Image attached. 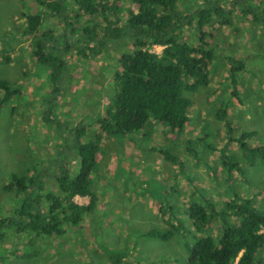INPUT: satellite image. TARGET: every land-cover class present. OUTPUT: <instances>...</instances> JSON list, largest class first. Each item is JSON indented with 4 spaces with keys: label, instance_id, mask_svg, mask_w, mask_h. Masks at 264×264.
Returning a JSON list of instances; mask_svg holds the SVG:
<instances>
[{
    "label": "rangeland",
    "instance_id": "rangeland-1",
    "mask_svg": "<svg viewBox=\"0 0 264 264\" xmlns=\"http://www.w3.org/2000/svg\"><path fill=\"white\" fill-rule=\"evenodd\" d=\"M67 7L68 22L83 26L86 17L74 20L75 7L70 2ZM34 13L42 16L35 36L52 31L48 46L63 49L60 38L64 34L68 43L76 42L71 27L37 0H0V81H7L12 88L20 86L22 91L0 106V219L17 222L15 212L23 197L6 192L5 186L14 176L28 181L34 178L43 184L44 195L56 194V179L63 167L76 175L80 158L74 148V129L89 124L85 142L93 139L98 131L97 118L115 87L118 57L130 51L111 43L88 58L79 56L75 49L54 51L66 65L55 86L48 68L33 54L35 36L25 34L27 18ZM232 18L233 27L222 28L218 34L215 31L214 38H209L214 53L210 84L182 93L191 100L185 131L175 133L151 121L149 127L154 130L149 139L131 135L120 141L103 140L99 153L102 163L93 184L100 201L83 226L69 225L61 237L17 233L15 226L5 227L0 264H187L185 244L193 246L207 235L194 230L187 209L191 203L209 199L224 209L225 202L237 195L251 199L264 213V153L259 150L264 149V12L255 22L243 19L240 9ZM205 30L210 32L209 27ZM191 33V29L186 32L188 36ZM187 37L191 44L199 43L197 31ZM162 49L154 46L152 50L160 54ZM5 56L11 60L3 61ZM227 59L244 64L235 75L237 97L232 96V64ZM3 96L0 89V98ZM223 104H228V119L235 127L233 143L227 142L224 123L216 117ZM46 114L49 122L44 119ZM245 132H254L244 140L247 148L240 139ZM166 151L177 158L182 169L165 158ZM222 154L239 167L231 177ZM74 201L89 203L88 198L81 197ZM162 205L166 214L159 212ZM175 221L182 229L171 240L145 236L152 230L165 232L168 223ZM218 231L215 226L211 233L217 236ZM256 257L264 264V248Z\"/></svg>",
    "mask_w": 264,
    "mask_h": 264
},
{
    "label": "trees",
    "instance_id": "trees-1",
    "mask_svg": "<svg viewBox=\"0 0 264 264\" xmlns=\"http://www.w3.org/2000/svg\"><path fill=\"white\" fill-rule=\"evenodd\" d=\"M37 1L51 15L59 17L66 26L71 27V37L76 39L75 43H68V37L64 34L60 38L63 49L48 46L47 42L53 39L52 31L35 36L42 25V16L34 13L27 18L25 34L35 36L36 41L33 54L45 69L48 68L50 80L55 86L66 65L54 51L66 53L75 49L79 56L88 58L91 53L94 55L105 50L108 43L129 47L130 51H123L118 57L117 69L114 70L115 87L110 94L109 104L102 116L97 118L98 131L93 139L85 142L90 132L89 124H80L74 129V148L80 158L76 175H71L69 167H63L56 179V194L48 192L45 195L43 184L36 183L34 178L28 181L25 177L14 176L5 186V191L23 197L19 199V202L22 200L21 207L15 212L19 221L1 218L0 239L4 236L2 229L9 226H15L17 233L32 231L37 236L47 237L63 236L69 225L82 227L86 217L97 209L100 201L93 184L102 163L99 153L103 140L115 138L120 141L125 137L130 139L128 137L131 135L149 139L154 130V127H149L151 121L168 126L172 132L183 133L190 120L188 109L191 100L182 93L184 90L194 92L210 84L214 53L208 41L214 38L213 32L218 34L222 28L233 27L232 14L236 10L242 11L243 19L253 22L264 12V0ZM68 2L75 7L74 20L86 17L85 24L80 28L68 22ZM206 27L210 28V32L205 30ZM189 29L193 32L190 36L186 34ZM194 31L199 36V43L195 45L186 39ZM154 46L163 48L160 54L152 50ZM10 60L5 56L3 61ZM229 62L232 64V96L237 97L235 75L244 64ZM0 89L4 91L0 106L22 92L20 86L12 88L3 80L0 81ZM228 109V104H223L216 117L224 123L227 142L233 143L236 140L232 138L235 127L228 119ZM44 119L49 122L50 116L46 114ZM253 135L254 132L241 134L244 148V140ZM259 150L264 153V149ZM164 153L166 159L179 166L175 156L168 151ZM222 159L226 173L231 177L234 169L239 167L227 155L222 154ZM76 197L88 198L89 203L76 204ZM225 203L224 209L218 208L209 199L188 206V216L194 230L198 234L206 232L207 235L198 238L193 246L185 244L189 252L187 264H259L256 255L264 248V213L251 199H242L237 195ZM159 212L166 214L163 205ZM215 226L219 229L217 236L211 233ZM168 227L165 232L152 230L145 236L167 242L175 237L177 230L182 229V224L175 221L168 223Z\"/></svg>",
    "mask_w": 264,
    "mask_h": 264
}]
</instances>
